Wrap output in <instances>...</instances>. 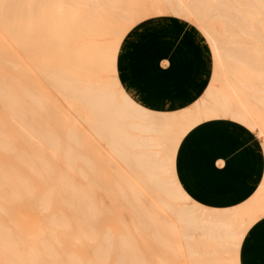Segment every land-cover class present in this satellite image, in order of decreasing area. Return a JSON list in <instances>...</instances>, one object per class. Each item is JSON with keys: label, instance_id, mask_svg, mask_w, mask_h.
I'll return each mask as SVG.
<instances>
[{"label": "bare ground", "instance_id": "obj_1", "mask_svg": "<svg viewBox=\"0 0 264 264\" xmlns=\"http://www.w3.org/2000/svg\"><path fill=\"white\" fill-rule=\"evenodd\" d=\"M41 1L43 2V8L44 9H42V7L41 8L38 7V4ZM116 1L120 2L121 0H29L28 3L31 6V8L28 12L29 17H26V16L25 17H19L18 21L15 18H13L12 19L13 23H11L9 25H6L5 23H0V264H80L84 260L82 255H81V252H80V247L86 244L85 241L96 243L97 250L94 253V257L96 258V260L98 262H101V263L107 262L109 257L111 256V253H113V255H115L114 256L115 261L120 262V263L134 262V261H139L141 259V258L139 259V254L137 252V249L134 248L136 245L133 247V245H134V243H136V241L135 240L133 241V237L131 235L132 229L129 230L130 225H128V223L133 219L130 220V218L127 217V218H129L128 219L129 221L126 224L125 221L127 219L126 220L121 219L122 217L124 218L125 216L120 217V220L124 221L123 227H125V224H126V226L128 225L129 227L127 226L128 229H123V230H126L125 234H123L121 232V234L118 236L119 238H118L117 245H115V243H114V240H113L114 232L111 230L110 226L105 225L104 232L99 237H98V235L96 236V233H94L93 222L100 217L103 208H102V210L100 209V207H99L100 204L97 206V204L99 203V200H98V203L95 202L96 204H94L95 200H93V199L91 200L92 197H90L92 193L90 194L91 191H88L86 189L84 190L83 188L85 186L83 187L80 185H76L74 183H69L68 182L69 174L68 175L66 174L67 171L69 173L72 172L71 170H73V168H74L76 156L79 157L81 159V161H82L83 156H81L80 153H79L80 154L79 155V154H76L74 152H68L67 149L62 150L61 148H59V146H58L59 143L57 144V142H56L57 140H55L52 137V136H54V137L60 136L58 134V131L56 130V128H54V124L58 125V128H59L60 124H59L58 119H61V116L63 117L62 118L63 122H65L69 125V127H67L66 129H63V128L61 129V131L64 133L63 136H71L72 139H73V136H80L81 134L78 131L79 128H76V121L73 120L69 115H63L62 113H58V115L54 114V112H52L53 111L52 109L55 108V107L52 108V106H54V104L52 103L51 106L49 105V103L45 104V101L48 100V98H47L48 96L46 97V94L44 91H42L40 89L41 93H42L41 96L47 100H44L43 98H41L40 95L39 96L35 95L34 92H37L35 89H34L35 91L29 90V89H27V88H29L28 86H26L25 84L22 85L20 83V78L18 76V72H19V69H22L23 75L25 77L30 76V78L32 79V82H33L32 83L33 87L36 88L35 87V85H36L35 84V78L32 77V72H31L30 68L23 65V63L22 64L17 63V57L18 56L13 51V47L16 44L17 49H19L23 55L22 58L29 60V61H32V62H34V64H37V65H38L37 62H39V61L42 62V60H46V59L50 60L49 58H51L53 56L56 59H58V57L60 55H68V56H71L74 59H76L75 56H79V55L81 56L82 54L86 53L84 56L88 57L89 55H87V53H88L87 51L93 52V51H91L92 47L96 48L94 43H93L94 45L91 44L92 45V46H90L91 48L89 47L91 50H89L88 47L86 46L85 47L86 51H85L83 48L84 45L83 46L82 45H80V46L75 45L76 46V47L74 46L75 48L74 47L71 48L70 47L71 45L69 44L70 46L68 45L67 47H63L65 45V41H67V39L69 38L68 36L71 37V35L74 36V34L78 33V31H75V33L73 34V32L71 33V30H73V28L75 26H77L78 23H79V25L82 26V24H80V21H83V20L89 21V19L91 17L88 16L87 13H90L91 15L95 14L103 4H110V3L116 2ZM124 1H126V0H124ZM124 1H122V2H124ZM128 1L129 0H127L126 3H128ZM141 1L139 0V2H137V3L141 4ZM119 2H117V3L119 4ZM130 2H129V4H130ZM153 2L156 6L158 5V3H160L159 0H153ZM133 3H134L133 6L134 5L136 6L135 2H133ZM201 3H203L204 5L209 4L212 6L209 8H204L202 6V8H204V10L206 9L205 10L206 13L207 12H211V13L213 12V14L216 13L217 18L216 17L215 18L218 22L228 24V25H237V26L239 25L240 26V27L238 26L240 28L239 31H237V29L236 30L234 29L233 32L232 31L228 32V30H225V31H223L224 33L222 32V34H221L217 30H215V28L210 29V27L208 25L209 21L208 20L205 21L206 19L204 17L198 18L200 21L205 22L204 24L203 23L201 24L200 22H199V24H197L198 21L196 20L197 21V23H196L197 29L199 30L201 35L205 38L206 42L208 43V46H210L212 58H213L214 64H215V70H214V75H213L214 76L213 79H214L215 83H217V84L222 83L223 85L226 84V81L224 80L226 77H224V79H223V75H224L223 70H226V72L229 71V73H228V74H230L229 76H231V74H233V71H235V76H237L236 73L239 71L238 76L240 75V77L243 76L245 78L246 75L245 76H244V74L241 75V73H243L242 71L246 70L245 72H247V71L253 70V68H254V66H252V63L250 62V58L248 57V55L250 53H253V51L255 50V48L253 49V46L255 44H253L252 42H247V41L243 42L245 44L244 46L249 47L248 51H251L249 54H247V56L243 57V59L239 58V56H237V55L235 56L234 49H236V48H234V49L228 48V45H226L227 46L226 48L231 49V50H229V52H227V54L225 52L226 56H223L222 52L227 51V49L224 48L223 45L229 44L230 46L233 47V45H235V43H236L235 38L238 36L248 37L252 40L253 39H255V40L259 39V44H260V41L262 40V36L264 34V0H209V1L208 0H165L166 5L172 6V4H173L174 6H177L178 11H175L176 7L173 8L174 10L173 9L171 10V11H174L176 16H177V14L181 15L182 13H180V12H185V13L187 12V14H189V15L193 14V12H198L199 8H196L195 5H199ZM1 4H2V0H0V11L2 9ZM121 4H123V3H121ZM217 5L222 6V8L217 6ZM223 6L224 7L227 6V7L224 8ZM108 9H109V7H108ZM44 10L46 13L42 14ZM106 11H108V10H106ZM199 14L200 13H198V15ZM210 16H212V15H210ZM116 17L118 18V16H116ZM191 18H193V15L191 16ZM4 19L5 18L3 16H0V21H2ZM118 19L120 20V18H118ZM193 19H196V17ZM15 21H17V23ZM125 21H127V19ZM43 22H46V23L43 24ZM89 22L87 24H89ZM79 25H78V29H81V26L79 27ZM91 25H90V27H91ZM22 26H24V27L22 28ZM93 26H95V25H93ZM8 28H12L11 32L9 31ZM108 28L109 27H107V29ZM232 28H234V27H232ZM75 29H76V27H75ZM107 29L103 30L104 36H105L104 33L107 31ZM113 29H111V32H110L111 35H114V32L117 31L116 28L114 29L115 31H113ZM85 30H88V27ZM92 30H94V29H92ZM120 30H121V28H120ZM234 31H237V32H234ZM95 32H96V34H94V35H97L98 32L97 31H95ZM91 33L93 34L94 32H91ZM118 33L120 34L121 31L117 32L116 35H118ZM79 34H80V32H79ZM74 37H76V36H74ZM70 41H69V43H70ZM116 43L117 42H114V44H116ZM243 43H242V46H243ZM262 45L263 44H260V45L256 44L255 46L257 48L256 49L257 51L255 50L254 52L255 53L257 52L259 54L264 53V50L262 49ZM28 46H29V48H28ZM102 46L100 45L99 47H102ZM106 46L110 47L111 45L109 44ZM106 46H104V47H106ZM99 47L97 46V49ZM108 47H106V48H108ZM112 47L113 46H111V48ZM116 47H118V46L114 45V48L113 49L108 48V51L112 52V50H113V53L114 52L116 53L117 50L114 51L116 49ZM250 47L252 48L253 51L251 50ZM81 48H83V49H81ZM237 49H238V47H237ZM239 49H242L241 46ZM247 49H245L246 53H247ZM99 50L100 49H98L97 51L99 52ZM102 50H101V52H106L105 50L104 51H102ZM94 51L96 52L95 49H94ZM255 53H253V54H255ZM99 54L101 55V53H99ZM108 54H105V55H108ZM56 56H58V57H56ZM68 56H66V57H68ZM94 56L96 57V54ZM99 56H98V59L101 58V56L100 57ZM102 56L104 57V53L102 54ZM66 57H65V59H62V57H61L58 61H60V62L62 61L61 63H64V64L66 63V65L68 64V66H69V64H71V62L67 63L68 58L66 59ZM95 57H94V59H95ZM111 57L109 55L107 57V59H109ZM236 57H238V58H236ZM79 59H81V57ZM228 59H232V62L231 63L229 62V69L227 67L228 64H226ZM253 59H255V58H253ZM263 59H264V57H263ZM63 60H65V61H63ZM104 60H105V57H104ZM104 60L102 61V63H104ZM77 61H78V59H77ZM95 61H97V60H95ZM114 61H115V58H114ZM251 61H252V59H251ZM47 63L50 64V62H46L45 64H47ZM74 63H76V61H74ZM81 63L82 62H80V64ZM85 63H86V61H85ZM108 63H109V61H108ZM238 63H240V65H237ZM53 64L57 65L56 68H59V70L62 66H64V64H62V65L60 64L61 66L59 65V67H58V64H56V62L52 63V65ZM106 64H107V62H106ZM37 65H34L33 69L36 67H41L43 69L50 70L52 67H54V65L53 66L50 65V66H52L51 68H49L48 66L42 65V64H40V66H37ZM73 65H77L80 67L79 64H73ZM68 66H64V68L68 67ZM82 67L84 68L85 65L83 64L81 66V68ZM90 67H91V63H90ZM99 67H100V63H99ZM101 67H103V66L101 65ZM107 67H106V69H107ZM76 68H75V71L77 70ZM61 69H63V67ZM94 69L97 70L98 68H94ZM101 69L103 70L104 67ZM240 69H242V71ZM55 70L59 71L58 69H55ZM65 70H67V69L65 68L64 71ZM258 70L259 69H257V72L260 74V71L263 69H261L259 71ZM39 71L41 73L44 72L41 70H39ZM75 71H73L72 74ZM81 71H82V69L80 70V72H78V73L76 72L73 75L79 74L76 76H80L82 79V77L84 76L85 73L83 75L80 73H83L85 71H83V72H81ZM113 71L114 70H112V72ZM221 71H223V72H221ZM240 71H241V73H240ZM255 72H254L255 76L253 75L254 77H256V75H257V73L255 74ZM44 74L46 75L47 81H49V83H51L52 87L55 88L58 92L62 93L66 97V99L76 100L75 101V102H77V103H75L76 106H78V107L80 106L81 109L83 110L80 113V118H82L83 120H85L89 124V126H90L89 130H91L93 135L98 137V139H100L101 142H103L104 140L107 141L108 146L107 145L106 146L110 148L109 149L110 153L115 158H117L118 161L123 163V165H125V167H127L126 169H128L129 172H131V173L139 172L142 174L141 177H135V176L134 177H135V179H138V182H140L142 185H143V183L141 181L146 183L147 187H145V185H143L145 189L149 188V187L154 188V190H159L163 196L168 197L167 199H169V202L162 201V198H161V200H160V198H158V197L157 198L159 199V202L160 201L162 202V204L164 205L163 208L165 210L168 209V212L169 211H175L176 212V213H174V217H175L174 219H176L178 217L180 223H184L185 225H190L194 228L196 225H199V223H200V225H202V228L205 230L214 231L216 233H217V231L220 230V232H221V230H222V231H224V233H226V235L229 236V238H233V239L236 238L235 235H237V234L235 233V230H234L235 224L233 223L232 219H231V221H229V219H228L227 221H229V222L226 223L220 219V217L224 218V217H222V215L219 216L218 213L213 214L214 211L211 210L212 214H211V216H208V217H212L215 219L214 220L212 219L213 221H211L210 220L211 218H210L208 221V218H206V216H205L204 218H206L207 220L204 221V218L203 217H202L203 219L201 218V216H202L201 211H204L205 209H201V207L199 208L197 206L198 210H196L195 208H189V207H182V208H178V209L173 207L172 206L173 201H175L178 198L185 199L184 194L182 195V193H180V191H181L179 189L180 187L178 188L179 190H177L176 188L173 187L174 183L172 181H170L172 178H170L169 180L162 178L163 174L165 175V173H168V172H166V168L169 170L168 175H170V173L172 174V172H170V170H172L171 166L172 167L174 166L173 162L175 160H174V158H173L172 162H170V160L172 159L173 156H171L170 153H167L166 155L167 156L170 155L171 159H170V157H167L166 155H164V158L167 157L166 161H165V159L164 160L161 159V161H157V157L159 156L158 153H155L153 151H142L143 149L151 148L152 146L150 144L152 143V141L150 139H143V138L139 139L137 136L131 135L129 133V131L132 130L135 132H139L140 134L141 133H144V134L153 133L154 134V133H162L163 132V135H164V132L167 133L168 130H170L169 133L171 131H173L172 128L176 127L177 124L182 125V127L184 125H185V127L192 125L191 127H189V130H190L193 127V124L199 122L202 118L217 116V115L222 114V113H224V115L226 114L228 116L229 115V114H227L228 111L230 109H232L231 116L240 118V121L243 122V125L248 121L249 124L247 126H250V128L252 127L254 129L256 128L258 135L264 136V112L263 113L261 111L258 112L260 114H259V116H256V118H254L255 119L254 125L251 124L252 123L251 120L250 121L248 120L249 118H247V121H244L246 119V115L243 112V108L245 107V105L244 104H243L244 106H242V105L238 106L235 104L233 105L232 97L230 95H226L225 93H223L222 92L223 89H221V90L220 89L218 90L215 88L213 89L211 86V88L207 89L208 91L205 94L206 96L202 99L200 98V100L197 104H195L193 107H191L187 110L177 112V113H171L170 112L167 114L155 113V112H151L149 110H146V109L142 108L141 106H139L138 104H136L133 100H131V98L123 90L122 91L120 90L121 92L119 95L120 96L119 99L116 98L115 93L109 91L108 89L109 88H115L117 86L116 85L117 83H115V86H113L114 83L111 84L110 85L111 87L106 85V86H102L103 88H96V87L100 86V83H98L99 81H97L95 88L92 89L94 86L90 85L88 82L84 83L83 86L76 85V83H77L76 76L74 77L75 80L74 79L71 80V79H67L66 78L67 76H62V72H61V74L59 73L57 75L56 74H49L48 72L47 73L44 72ZM63 74L66 75L67 72L66 73L64 72ZM72 74L70 72V75H72ZM250 74H248V76L246 77L247 79L250 77L249 76ZM68 75H69V73H68ZM225 75H227V74H225ZM258 76L259 75H257L256 79H258ZM43 77L44 76H42V78ZM237 77H236V79H238ZM240 77H239V79H240ZM262 77H264V75H262L260 77V79ZM233 78H235V77H233ZM77 79H80V78H77ZM227 79L229 81L228 77H227ZM241 79L243 80L242 77H241ZM256 79L253 82L251 81L252 84L250 82L251 85H249V83L246 82L247 80L245 82L248 83L249 88L251 86L256 87L258 84L254 86L253 83L255 84L257 82L258 83L260 82L258 80L256 81ZM23 80H27V78H23ZM242 80H241V82H243ZM249 80H251V79H249ZM261 81L264 82V79H261ZM241 82L239 81L238 85ZM49 83H47V84H49ZM260 83H262V82H260ZM51 85H49V86H51ZM104 85H105V83H104ZM232 85L233 86H231V87H232L233 91H231V93H235L238 96V93H237L238 89L234 86V83H232ZM261 85H263V84H261ZM261 85H259V86H261ZM241 86L243 87L242 83H241ZM241 86H238V87H241ZM226 87L227 88L225 89V86H224L225 90H227L229 87L228 83L226 84ZM262 87H264V86H262ZM244 88H245V86H244ZM244 88H243V90H244ZM249 88H247L248 92H249V90H248ZM36 89H38V88H36ZM230 90L229 91L227 90V91L230 92ZM257 91H256L257 94L261 92L262 95L261 94H260V96L257 95L258 97H257L256 103L259 104V101H260V105L262 104V106L264 107V90H261V91L259 90L260 92L259 91L257 92ZM241 93L242 92H240L239 94H241ZM240 96H242V95H239L238 97H240ZM242 97H244V96H242ZM252 98L253 97L251 96L249 99L252 100ZM244 99L243 100L240 99L241 104H242V102L246 103V99L245 100ZM248 100H247V103H249ZM70 106L73 107L74 103L71 102ZM252 108H253V110H254V108L257 109V105L255 107H252ZM251 114H252V111H251ZM256 115H258V114H256ZM78 116H79V114H78ZM233 117H231V119H233ZM225 119H226V116H225ZM234 121L239 123V121H237V119ZM185 127H183L184 130H185ZM181 128H180V130H181ZM187 129H188V127L186 128L185 131H189ZM180 130H178V131H180ZM250 130H252V129H250ZM176 131H177V128H175V132ZM178 131H177V135H176V133L174 134V139H172L173 142L175 141V135L178 136ZM182 132L183 131L180 132V135ZM166 133H165V136H167ZM185 134H186V132H185ZM171 135L168 134V138ZM19 136H23L24 139H27V141H25V143H26V145L28 144V146H36L39 142V144L37 146L40 145V146L44 147L46 149V152H45L46 154H48L51 157H56V158L58 157V158L63 160V164H65V166L67 168L69 167L68 169L66 168L67 171L63 172L62 174H60L57 177H53V170L50 167L51 162H49L46 158L45 159L42 158L44 153L41 155L40 153L37 152L38 154L41 155L40 160L38 161V159H39V157H38V159H37L38 162H37L36 161V154L35 155H34V153L32 154L33 151L35 152V148L31 153H30V151H31V149H33L31 147L29 148L30 149L29 153H28V151H23V152L18 151ZM38 139H39V141H38ZM170 139H171V137H170ZM33 140H37V141H34L35 143L36 142L37 143L35 144L34 142H32ZM164 140L170 141L169 139H166V138H164ZM158 141H159V138H158ZM163 141L160 140L158 143L163 142ZM155 142H153V143H155ZM164 144H165V142H163V144H161V145H164ZM169 144L170 143L168 142V145ZM172 144L175 145V143H172ZM161 145H160V147H163ZM172 146H170V149L174 150L175 147H172ZM156 147H158V144L156 145ZM160 147H158V148H160ZM132 150H137V151L132 152ZM27 157H29L30 159L27 160ZM162 158H163V155H162ZM167 159L172 164H171V166H166L164 168V166L162 164L164 162L169 163V162H167ZM106 160H108V162L110 160V162L113 163L112 162L113 159L111 160L110 158H108ZM85 161L86 160L83 159L82 164H83V162L85 163ZM162 161H164V162L161 163ZM37 163L39 164L40 167L38 166ZM87 163H88V161H87ZM166 163H164V164L166 165ZM89 164H90V162L88 163V165ZM91 164H92V162H91ZM104 166H105V164H104ZM87 167H86V170H87ZM168 167H170V169ZM114 168H116V167H114ZM74 170H75V168H74ZM93 171H94V169H93ZM78 172L82 177H84L82 174L84 171H82V169H78ZM87 172H90V171H87ZM121 173H122V175H121ZM117 174H119V172ZM119 175L121 177L123 176L124 178H126V180H124L123 178L118 176L121 178V180L123 179L125 182L129 179L128 177L124 176V172H120ZM168 175H166V176H168ZM52 181H55V183H52ZM124 181H122V182H124ZM128 181H127V183H128L127 184L128 185L127 190L125 189L126 188L125 182H124L125 183L124 185H122V183L120 184L121 187L125 186L124 189H122L120 186H118V187H120L122 190H126L129 193V194H124V192H123L124 196H126L128 199L130 197H132V199L130 198L131 200L129 199L128 204H129V208L133 211V213H136L138 211L140 212V210L143 209V208H141L142 203L140 204V202L144 201L145 195L144 196L142 195V197H144L143 199H139V197L141 196L140 195L138 197V199L140 200L139 201L137 199V195L140 193L141 190H138L137 189L138 186L134 185V183L130 184V182H128ZM174 182L176 183V180H174ZM263 184H264V182H263ZM88 186L89 185H87V188H88ZM92 186H97V185H92ZM100 187H101V185H100ZM263 187H264V185H263ZM120 188L118 190H121ZM96 189H98V187ZM114 189L117 190V186ZM149 189H146V190H148L150 192L153 191V190L151 191V189L150 190ZM93 190L95 191V188H93ZM118 190H117V192H118ZM84 191L85 192L88 191L89 193L88 192L85 193ZM126 191H125V193H127ZM100 192L98 195H100ZM115 193H116V191H115ZM94 194L96 196V193H94ZM111 194L114 195L113 192ZM111 194H109V195L111 196ZM118 194L119 193H117L115 195V197L117 196V198H118L122 194V192H121V194H119V195ZM143 194H146V193H143ZM148 194H150V193H148ZM67 197H70V199H67ZM115 197L112 196L110 198L115 199ZM120 197L123 198V195ZM120 197L118 198L119 204H120V201L122 200V199L120 200ZM142 197H140V198H142ZM187 200H188V197H187ZM124 201H126V203H127V200L124 199ZM114 202L116 205L117 200ZM248 202L249 203L251 202V204H254V206H256L257 204H258V206L259 205L261 206V204H262V206H264V191L262 189L261 190L259 189L258 192ZM100 203L102 204L101 201H100ZM111 203H113V201ZM145 203L147 205V202H145ZM149 203H151V201ZM123 204L124 203L122 202V205ZM244 205L246 206L247 204H244ZM244 205H242L240 207L242 208ZM118 206H121V205H118ZM258 206H257V208H258ZM260 206H259V208L262 207V206L261 207ZM143 207H144V204H143ZM145 207H147V206H145ZM165 207H167V208H165ZM124 208H125V206H124ZM127 208H126V210H127ZM237 208L234 210L235 211L238 210ZM247 208H249V207H247ZM251 208H252V205L250 207V210H251ZM21 209H28V210L32 211L39 218V224H38L37 229L28 231L24 227V225L21 222V212H20ZM121 209L122 208H120L119 210H121ZM145 209H147V208H145ZM261 209L264 210V208H261ZM119 210L117 209V212ZM148 210H149V208L147 209V211ZM199 210H200L201 216L199 218H197V217L193 218V214L197 213ZM130 211L129 212L127 211L128 213L126 212L127 215L130 213ZM132 211H131V213H132ZM147 211L145 210L147 215L144 212L143 213H144V216L146 215L145 218L147 217L148 219L144 220L143 219L144 217H142L143 213L141 212L142 215H140L141 217L139 219L142 218L143 220L142 221L140 220L141 222H138L136 220L137 223H135L136 222L135 221L134 222L135 224L132 225L135 230L140 228V227L144 228V225H146L145 224L146 220H147V222H149V220H150L151 221L150 224L152 223L153 226H157L158 223H160V225L165 223L164 221L162 223L160 221L158 222V220H157V222H156L157 225L156 224L154 225L156 219H155V221H153L152 218L154 215L151 216V214H152V213L150 214L151 211H148V213L150 214L149 215L147 213ZM158 211H159V209H158ZM208 211L206 210L205 214L208 215ZM211 212H209V213H211ZM215 212H216V210H215ZM253 212H254V210L252 211V213ZM258 212H260V211H258ZM103 213H105V212H103ZM123 213L126 214L125 211ZM200 213L198 215H200ZM120 214L122 215V213H120ZM171 214H173V212ZM229 214L230 213H228V215ZM233 214L237 215L236 212L233 213V211H232V213L229 216L232 217V216H234ZM243 214H245V215L247 214L248 215L247 217H249V214L247 212L243 213ZM225 215H226V213H225ZM228 215H226V216L228 217ZM101 216L103 217L104 215H101ZM128 216L131 217V214H129ZM149 216L151 217L150 219H149ZM238 216L239 215H237L236 218L239 219L240 217H238ZM138 217H139V215H138ZM163 219H165V217ZM177 219H176V222H177ZM122 221L120 222L121 223L120 225L123 224ZM133 221L131 224H133ZM198 221H200V222L198 223ZM238 221H240V220H238ZM86 222L88 223L87 225H85ZM240 222H242V221H240ZM168 223H169V221H168ZM168 223H165V225H163V226H168L169 225ZM96 224H98L97 221H96ZM166 224H168V225H166ZM148 225H149V223H148ZM242 225H243L244 229L247 228L244 226V224H242ZM170 226H172V224ZM85 227H87V229ZM95 227H97V226H95ZM240 227H239V229H240ZM84 229H86V231H84ZM147 229L150 230V227L148 226ZM159 229H161V226H158L154 229V231L156 230V234L159 232L158 231ZM170 229H172V231L170 232V233H172L171 235H174V233H173L174 228H170ZM170 229H169V231H170ZM182 229H180L181 232H182ZM195 229H198V228H195ZM239 229L237 228L238 231H239ZM165 230H168L167 227H165ZM137 231L139 232V230H137ZM214 232H212V235L214 234ZM220 232H218V233H220ZM188 233H190V231ZM158 234H160V233H158ZM210 234H208V235L212 237V235H210ZM154 235L155 234H153L152 236H154ZM189 235H191V234H189ZM215 235H213L212 240H215V239H213V238H215L214 237ZM142 236L143 235H141V237ZM175 236H176V234H175ZM186 236H188V235H186ZM95 237H98L99 239H97ZM137 237L140 238V236H137ZM154 237H157V235ZM185 237L182 239L185 240ZM238 237H240V235H238ZM158 238H160V235ZM158 238H157V240H158ZM161 238H162L161 241L165 240L163 237H161ZM157 240L155 242H157ZM185 241H187V240H185ZM188 241H189V238H188ZM155 242H153V243H155ZM167 242H168V240H167ZM235 242L236 241L232 240L233 245L235 244ZM163 243L166 244V241H164ZM192 243H194V242H192ZM237 243H238V240H237ZM169 244H171V243L169 242L166 245L170 246ZM189 250H190V248L187 251H189ZM197 255H199V253L196 254V256ZM201 256H202V253H201L200 257ZM197 258H199V256H197ZM196 263L197 262H195V264ZM230 263H232V262H230ZM235 264H237V263H235Z\"/></svg>", "mask_w": 264, "mask_h": 264}, {"label": "rangeland", "instance_id": "obj_2", "mask_svg": "<svg viewBox=\"0 0 264 264\" xmlns=\"http://www.w3.org/2000/svg\"><path fill=\"white\" fill-rule=\"evenodd\" d=\"M122 1H124V0H121L120 2L119 1L112 2L110 4H103L100 7V9L98 10L99 12L97 11L95 14H92L93 16L90 13H87V15L91 17L90 18L91 20L89 19L90 22L88 20H83L84 22L80 21V24H82V26L79 25V23H78V25H79V27L81 26V29H78V25H77V26H75L76 29L74 27L73 30H71V33L73 32V34L75 33V31H78V33L74 34V36H76V37H74L72 35H71V37L68 36L69 38L67 39V41H65V45L63 47H67L69 44L71 45V46L69 45L71 48L74 47L75 45L76 46L77 45L78 46L84 45V47H83L84 50H85L86 46L88 47L89 50H91L90 46H92L91 44L94 43L96 48L92 47L91 51H93V52L87 51L88 52L87 55H89L88 57L84 56L86 53L82 54L81 56L79 55L81 57V59H79L80 58L79 56H75L76 59H74L73 57L68 56V55H60L59 57L56 56V57H58V59H56L53 56V57L49 58L50 60L46 59V60H42V62L39 61L40 63L37 62L38 63V65H37V64H34V62H32V61L23 59L22 58L23 55H22L21 51L19 49H17L16 44H15V46L13 47V51L18 56L17 57V63H20V64L23 63V65L30 68V70L32 72V77L35 78V84H36L35 87L38 89L33 87V84H32L33 82H32V79L30 78V76L25 77L23 75L22 69H19V72H18V76L20 78V83L22 85L25 84L26 86H28L29 88H27V89H29V90H32V91L36 90L39 94L37 92H34L35 95H37V96L40 95L41 98H43L44 100H47L41 96L42 95L41 90L44 91L46 94V97L48 96L47 98L49 100V101L48 100L45 101V104L49 103L50 106L52 105V103L54 104V106H52V108L55 107L52 109L53 110L52 112H54V114L58 115V113H62L63 115H69L73 120L76 121V128H79L78 131L81 134L80 136H73V139L71 138V136H63L64 133L61 131V129L62 128L66 129L67 127H69V125L67 123L63 122V120H62L63 117L60 115L61 119H58L59 124H60L59 128H58V125L54 124V128H56V130L58 131V134L60 136H55V137L52 136V137L55 140H57L56 142H57V144L59 143L58 146L62 150L67 149L68 152H74L76 154L80 153L81 156L84 157V158L82 157V161H83V159L86 160L85 161L86 164L84 162L82 164L81 159L76 156V161L74 163L75 170L73 168V170H71L72 172L69 173L67 171V169L69 167L67 168L65 166V164H63L62 159H60L58 157H57L58 158L57 159L56 157H51L48 154H46L45 153L46 149L44 147H42L40 145L37 146L39 144V142L36 146H28V144L26 145L25 141H27V139H24L23 136H19L18 151L19 152L28 151V153H29V150H30L29 148L31 147V148H33L30 151V153H31L35 148V152L33 151L32 154L33 153H34V155L36 154V161H37L38 157H39V159H38V161H39L41 158V155L44 153L42 158L43 159L46 158L49 162H51L50 167L53 170V177H57L60 174H62L63 172L67 171L66 174L67 175L69 174V179H68L69 183H74L76 185H80L83 187L85 186L83 188L84 190L86 189L88 191H91L90 194L92 193L94 195L93 196L91 194V196H90V197H92L91 200L92 199L95 200L94 204L98 203V200H99V203L97 204V206L100 204L99 205L100 209L102 210V208H103L102 213L105 212L103 214L101 213V215H104L103 217L100 215V217L93 222V226H94L93 231H94V233H96V236L97 235H98V237L101 236V234L104 232L105 225L110 226L111 230L114 232V237H113L114 243H115V245H117L118 238H119L118 236L121 234V232L123 234H125L126 230H123V229H128V227H129L128 225H130L129 230L132 229L131 235L133 237V241L134 240L136 241V243H134L133 247L136 245L134 248L137 249V252L139 254V259L141 258L139 261L120 263V262L115 261V257H114L115 255H113V253H111V256L109 257L107 262H104V263L98 262L96 260V258L94 257V253L97 250L96 243L85 241L86 244L80 247V252H81V255L84 259L83 262H81L80 264H195V262H197L198 264L199 263L200 264H225V263L226 264H233V263L234 264L235 263L242 264V259H245L244 258L245 253H247V255L252 254V256L258 255V256L262 257V254L264 252V230L263 231H257V229L259 228V227L257 228V226L264 222V210L261 209V208H264V206H262V204H261L262 207L259 205L261 207V208H259L258 204L257 205L255 204L256 206H254V204H251V202L249 203L248 201H250V198L259 189L260 190L262 189L264 191V187H263V185H264L263 184V182H264V136L258 135L256 128L254 129L252 127L250 128V126H247L249 124L247 121V118H249L248 120L249 121L251 120L252 121L251 124L254 125V122H255L254 118H256V116H259V114H260L258 112L259 111H261L262 113L264 112V107L262 106V104L260 105V101L258 100L259 104L256 103L257 97L260 96V94H261L260 91L264 90L263 89L264 87H262V86H264V82L261 81V79H264V77H262L260 79V77L262 75H264V64H263L264 63V59H263L264 53L259 54L257 52L256 53L254 52L257 49L255 46L256 44L257 45L263 44L262 49L264 50V43H263L264 42V34L262 36V40L260 41V44H259V39L258 40L257 39L252 40L248 37L238 36L239 38L238 37L235 38L236 43H235V45H233V47L230 46L229 44L223 45L224 48L227 47L226 45H228V48H231V49L236 48V49H234L235 56L237 55V56H239V58L243 59V57L247 56V54H249L251 52V51H248L249 47L244 46L245 44L243 42L247 41V42H252L253 44H255L253 46V49L255 48L254 51L250 47L251 50L253 51V53H255V54L250 53L249 54L250 56L248 55V57L250 58V62L252 63V66H254V68H253V70L247 71V72H245L246 70L242 71V69H240L243 72V73H241V71H240L241 75L242 74H244V76L246 75L245 78L243 76H241L243 78V80L241 79L240 75L238 76L239 71L236 73V75L238 76L237 77V76H235V71H233V74H231V76H229L230 75V74H228L229 71L226 72V70H223L224 71L223 79H224V77H226L224 80L226 81V84L227 83L229 84V87L227 90L229 91L231 89L230 92H228L227 90H225L227 88L226 84L225 85H223L222 83L217 84V83H215V81L213 79L214 78L213 75H214V70H215V64H214V60H213L212 55H211L210 46H208V43L206 42L205 38L199 32L196 25L199 24V22L201 24L202 23L204 24L205 22L200 21L198 19L200 17L201 18L204 17L206 19L205 21H207V20L209 21L208 25H209L210 29L215 28V30H217L221 34L225 30H228V32H230V31L233 32L234 29L235 30L237 29V31H239V29H240L239 25H238L239 26L238 27L237 25H228V24L218 22L216 20V18H217L216 13H214L215 14L214 15L213 12L212 13L211 12L206 13V11H205L206 9L204 10V8L212 7L209 4L204 5L203 3H201L199 5H195L196 8H199V11L193 12V14H191V15L187 14V12L186 13L180 12L182 14L181 15L177 14V16H176L174 11H171V10L176 7L175 11H178L177 6H174L173 4H172L173 7L171 5H166L165 0H159L160 3H158L157 6L154 4L153 0H144V1L140 0L141 1V4L139 3L140 5L137 3V2H139V0H137V1L136 0H132V1L129 0L128 3H126L127 0L124 2H122ZM28 2H29V0H2V4H1L2 9L0 11V16H3L5 19L0 21V23H5L6 25H9V24L13 23V21H12L13 18H15L18 21L19 17H25V16L29 17L28 12H29L31 6ZM117 2H119V4ZM129 2H130V4H129ZM133 2H135L136 6L135 5L133 6V4H134ZM121 3H123V4H121ZM107 6L109 7V9ZM202 6L204 8H202ZM217 6L222 8V6H220V5H217ZM38 7L39 8L42 7V9H44L42 1L38 4ZM226 7H224V8H226ZM106 10H108V11H106ZM45 13L46 12L44 10L42 14H45ZM198 13H200V14L198 15ZM192 15H193V18L196 17V19L191 18ZM210 15H212V16H210ZM116 16H118V18H120V20ZM126 19H127V21H125ZM196 20L198 21V23ZM17 21H15V22L17 23ZM164 21H170V22L168 24H161V22H164ZM193 21L194 22L196 21V22L194 23ZM88 22H89V24H87ZM44 23H46V22H43V24ZM147 23H149L151 26H155V25H158V26L154 27V28H149V29L144 28V29L140 30V32L159 33L160 35L164 36V40H162L161 42L163 44H166L168 47H171V51H170L169 55L164 56L166 61H164L163 63L165 65L160 66V67H156V68L150 70L148 67V64H149L148 57L145 55H139L138 53H135L132 50V53L129 56H125L124 59L122 60V66L123 67L121 68V72L119 73V76L121 77L122 82L125 85H127L125 76H127V74L129 75L131 73L135 77V79L138 83L136 86V89L138 90V92H137V90H135L136 91L135 93L138 94L140 99L145 101V103H147L148 105H150L152 107H156V109H159V110H153L150 108H146L144 105L140 104L135 98H133L129 94V92L123 86V84L120 81V78L118 76L119 58L122 54H124L127 51L126 46L124 44L126 37L128 36L130 31L135 32V30L138 28V26L143 25V24H147ZM90 25H91V27H90ZM93 25H95V26H93ZM23 27L24 26H22V28ZM87 27H88V30H85ZM107 27H109L110 29L109 28L107 29ZM114 27L117 29V31L114 32V35H111V33H110L111 29H113ZM232 27H234V28H232ZM120 28H121V30H120ZM8 29L11 32L12 28H8ZM92 29H94V30H92ZM105 29H107V31L104 33L105 34V36H104L103 30H105ZM114 29H113V31H115ZM89 30L90 31L92 30L91 32H94V33L92 34ZM168 30L173 31V33L167 32ZM95 31L98 32L97 35H94V34H96ZM120 31H121V33L120 34L118 33L119 36L116 35V33L120 32ZM237 31H234V32H237ZM79 32H80V34H79ZM69 41H70V43H69ZM114 42H117L116 43L117 45L114 44ZM241 42L243 43V46H242ZM109 44L113 47L111 48V46L110 47L106 46ZM151 44H154L157 46L158 41L149 42L148 43L149 48L151 47ZM169 44H170V46H169ZM100 45L101 46L103 45V46L99 47ZM114 45L118 46L114 50V51L117 50L116 53L115 52L113 53V50H112V52H109L108 48L113 49ZM97 46L99 47L98 49H100L99 52L97 51L98 50ZM104 46H106L108 48H106ZM240 46L242 49H239ZM145 47L146 46H143V45L140 46L141 49H143ZM237 47H238V49H237ZM243 47L244 48L246 47L245 49L248 48L247 53ZM28 48H29V46H28ZM83 48H81V49H83ZM228 48H226L227 51L222 52L223 56H226L227 52H229V50H231ZM94 49L96 50V52L94 51ZM101 50L102 51L105 50L106 52H101ZM225 52H226V54H225ZM99 53H101V55ZM103 53H104L105 60H104V57L102 56ZM95 54H96V57L94 56ZM98 54L101 56V58H99L100 60L98 59V56H99ZM105 54H108V55H105ZM109 55H110V57L111 56L112 57L107 59V57ZM66 56H68V57H66ZM61 57H62V59H65V57H66V59L68 58L67 59L68 62L67 61L66 62L67 63L71 62V64H69V66H68V64L66 65V63L65 64L61 63L62 61L61 62L58 61ZM94 57H95V59H94ZM114 58H115V61H114ZM236 58H238V57H236ZM253 58H255L256 60ZM77 59H78V61H77ZM251 59H252V61H251ZM95 60H97V61H95ZM103 60H104V63H102ZM63 61H65V60H63ZM74 61H76V63H74ZM85 61H86V63H85ZM108 61H109V63H108ZM46 62H50V64L49 63L45 64ZM54 62H56V64H58V67L60 64L61 65L64 64V66H68V67H65L67 70L64 71V69H65L64 66H62L63 69H61L62 68L61 67L59 70V68H56L57 65H55V64H53L55 68L52 67L53 66L52 63H54ZM80 62H82V63L80 64ZM106 62H107V64H106ZM229 62L231 63L232 59L227 60L226 64H228V66H227L228 69H229ZM90 63H91V67H90ZM99 63H100V67H99ZM40 64L48 66L49 68H51V67L52 68L50 70H46V69H43L41 67H36L33 69L34 65L40 66ZM73 64H79L80 67L77 65H73ZM83 64L86 67V68L84 67L85 69L83 67L81 68V66ZM50 65H52V66H50ZM101 65L104 67L103 70L101 69V68H103V67H101ZM237 65H240V63H238ZM106 67H107V69H106ZM75 68L77 69L76 71H75ZM94 68H98V69L96 70ZM55 69H58L59 71H57ZM81 69H82L81 72L85 71L83 73H80L82 75L85 73L84 76L82 77V79L80 76H76L79 74L73 75L78 70H79L78 72H80ZM257 69H259V70L263 69V70H261L260 74H259L257 72ZM39 70L44 71L45 73L48 72L49 74H56V75L59 73L61 74V72H62V76H67L66 78L71 79V80H73V79L75 80L74 77L76 76V80H77L76 85L83 86L84 83L88 82L90 85L94 86V87L92 86L93 87L92 89L95 88L97 81H99L98 83H100V86H98L96 88H103L102 86H106V85L110 86L113 83H114L113 86H115V83H117L116 84L117 86L115 88H109L108 89L109 91L115 93L116 98L119 99L120 92L123 90L124 92H126L128 94V96L135 103L139 104L140 106H142L143 108H145L149 111L157 112V113L158 112H167V113L175 112V111H179L183 108H186V107L192 105L194 101H196L200 98H204L206 96L205 94L208 91L207 89L211 88V86L213 89L214 88L218 89V90L223 89L222 90L223 93H225L226 95H230L232 97L233 105L234 104L238 105V106H240V105L244 106L245 105V107L243 108V112L246 115V119L244 121H247V122L246 123L244 122L245 123L244 125H243V122L240 121V118L231 116L232 109H230L227 113V114H229L228 116L226 114L224 115V113L221 112L222 114H219L217 116L202 118L199 122L193 124V127L190 130H189V127H191L192 125H189L186 127L184 125L183 127H185V130L188 127L187 130H189V131H185L183 129L182 125L177 124L176 127L172 128L173 131L170 132L172 135L169 133L170 130H168L167 133L164 132V135H163V132L162 133H154V134L153 133H151V134L141 133L140 134L139 132H135L132 130L129 131V133L131 135L137 136L139 139H142V138L143 139H150L152 141V143L150 142L151 143L150 145L153 148L151 147L148 149H143L142 151H153L155 153H158L159 156L157 157V161H161V159L162 160L165 159V161H166L167 157H170V155L173 156L172 159L170 157V159H171L170 162L173 161V158L175 160L173 162L174 163L173 167L171 166L172 163H170L168 161V159H167V162H169V163H166L164 161L161 162V163H163V162L166 163V165L164 163L162 164L164 166V168L166 166H171V169H172V170H170V172H172V174L170 173V175H168L169 170L166 168V172H168V173H165V175L163 174L162 178L168 179V180L170 178H172L170 181H172L174 183L173 187L176 188L177 190L180 189L182 191V192L180 191V193H182V195L184 194L185 199H181V198L176 199L175 201L172 202V206L177 208V209L182 208V207L195 208L196 210H198L197 209L198 207L199 208L201 207V209H205L204 211H201L202 216H201V213L199 210L197 213L193 214V218H196V217L199 218L200 216H201V218L202 217L204 218L206 216V218H208V221L210 218H211L210 220L213 221L215 218L208 217V216H211V214H212L211 210H212V211H214L213 214L218 213L219 216L222 215V217H224V218L220 217V219L226 223L231 221V219H232L233 223L235 224L234 230H235V233L237 234V235H235L236 238H234V239L229 238V236L226 235V233H224V231H222V230H221L222 233L220 232V230L217 231V233L214 231L205 230L202 228V225H200V223H199L200 221H198L200 226L199 225L195 226V228H198V229H195L194 227H192L190 225H185L184 223H180L179 218L177 216L176 217L178 219L176 218L177 219V222H176V219H174L175 218L174 213H176V212L175 211H169L168 212V209L165 210L163 208L164 205L162 204L161 201H160L161 202L160 203L159 199H158V198H160V200H161V198H162V201L169 202V199H167L168 197L163 196L159 190H154V188L149 187L151 189V191L153 190L152 192L146 190V189H149V188H146V189L144 188L143 185H145V187H147L146 183H144L143 181L140 180L143 183V185H142L140 182H138V179H135V177H141L142 174L139 172H133V173L129 172L128 169H126L127 167H125V165H123V163L118 161V159L115 158L110 153V151H109L110 148L107 147L108 146L107 141L104 140L103 142H101V140L98 139V137L94 136L92 131L89 130V128H90L89 124L85 120L80 118V113L83 110L81 109L80 106L79 107L76 106V104H75V103H77V102H75L76 100L66 99V97L62 93L58 92L55 88L52 87L51 83H49V81H47V78H46V75L44 74V72L41 73ZM112 70H114V71L112 72ZM63 71L65 73L67 72V74L66 75L63 74L64 73ZM73 71H75V72L72 74ZM223 71H221V72H223ZM70 72L72 75H70ZM254 72H255V74L257 73V75H259L258 79H256L257 75H256V77H254L255 76ZM68 73H69V75H68ZM247 73L248 74L251 73L249 75L250 77L248 79L246 78L248 76ZM225 74H227V75H225ZM42 76H44L43 77L44 79L42 78ZM227 77L229 78V81H228ZM233 77H235V78H233ZM236 77L238 79L240 77V79L238 80V79H236ZM23 78H27V80H23ZM77 78H80V79H77ZM249 79H251V80H249ZM255 79H256V81L258 80L262 83H260V82L259 83L257 82L255 84L253 83L254 86L257 84L258 85L256 87L251 86L250 87L251 89H250L248 86V83H249V85H251L252 82L255 81ZM241 80L243 82H241ZM239 81L242 83L243 87L241 86V83L238 85ZM245 81L248 83H246ZM231 82L234 83V86L238 89L237 90L238 96L242 95L244 97H242V96L238 97L237 94L231 93V91H233V89L231 87L233 85ZM250 82H251V84H250ZM47 83H49V84H47ZM104 83H105V85H104ZM199 83H200V85H198ZM194 84H197L200 87V92H199L200 94H198L197 98L195 100H193L188 106H185V107L180 108L178 110H174L173 108L178 107L179 105L185 103L186 100L185 101H183V100L180 101V100L184 99L186 96H188L191 93V89L193 88ZM261 84H263V85H261ZM49 85H51V86H49ZM259 85H261V86H259ZM224 86H225V89H224ZM238 86H241V87H238ZM244 86H245V88H244ZM243 88H244V90H243ZM247 88H249L248 89L249 92L247 91ZM257 90L258 91L260 90L259 91L260 93L257 94L256 93ZM240 92H242L243 94L242 93L239 94ZM186 94H188V95H186ZM251 96L253 97L252 100L249 99ZM244 98L246 99V103L242 102V104H241L240 99L243 100ZM247 100L249 101L250 104L247 103ZM71 102L74 103L73 107L70 106ZM256 105H257V109L254 108V110H253L252 107H255ZM251 111H252V114H251ZM78 114H79V116H78ZM256 114H258V115H256ZM225 116H226V119H225ZM231 117H233V119H231ZM236 119H237V121H239V123L234 121ZM219 122L225 123L228 126V132H230V133H228L225 130H220L217 133L218 136H188L191 131L197 132V130L199 128L205 126L206 124H214V123H219ZM175 128H177V131L180 130V128H181V130L178 131V136H176L177 131L175 132ZM250 129H252V130H250ZM181 131H183V132L180 135ZM184 131L186 132V134ZM165 133L167 134V136H165ZM175 133H176L175 141L173 142L172 139H174ZM168 134L171 135L170 136L171 139H170V137L168 138ZM158 138H159V141L160 140L163 141L164 138L169 139L170 141L164 140L163 142H165V144L161 145V144H163V142L158 143L159 142ZM34 141H37V140H33L32 142H34ZM38 141H39V139H38ZM153 142H155V143H153ZM168 142L170 143L169 145H168ZM172 143H175V145H173ZM157 144H158V147H160V145L163 147L158 148V147H156ZM182 144L185 146H188V147L191 146L192 149H196L201 153H205V155H207L209 157L210 156H219L220 158H222V165L221 166L218 167L217 165L212 163L210 169L207 171L201 170L198 168H194V167H190V166H184V165L179 166L178 172L180 174V177L183 178V181H184L183 184L186 186V189L189 191L191 196L183 188L179 178L177 177V173H176L177 151L181 147ZM170 146L175 147V149L171 150ZM135 151H137V150H132V152H135ZM37 152L40 153L41 155L38 154ZM167 153H170V155L167 156L166 155ZM162 155H163V158H162ZM164 155H166L167 157L164 158ZM108 158H110L111 160L113 159L112 160L113 163H111L110 160L108 162V160H106ZM28 159H30V158L27 157V160ZM87 161H88V163L90 162L89 165H88ZM91 162H92V164H91ZM192 162L195 163L196 165H199V166H202L205 164V162H203L199 159H193ZM104 164H105V166H104ZM38 166H39V164H38ZM86 167H87V170H86ZM114 167H116V168H114ZM168 168L170 169V167H168ZM262 168H263V170H262ZM78 169H82V171H84L82 173L84 177H82L79 174ZM93 169H94V171H93ZM261 170H262V174H261L257 184L253 188H251L249 191H247L244 194V196H242V199L239 202H235L234 204H231L232 202H227V204H229V205H226V206H222L218 203L219 201L220 202L221 201H228L232 198H235L237 195H239L241 189L243 187H245V185H247L249 182L253 181L255 178H257L260 175ZM87 171H90V172H87ZM118 172H119V174H120V172H124V176L128 177L130 179V180L128 179L129 181L128 180L127 181L130 182V184L134 183V185L138 186L137 189L141 190L140 193L137 195V199L140 195H141L140 197H142V195L143 196L145 195L144 196L145 198L139 197V199L144 198V201L140 202V204L142 203L141 208H143V209H141L140 212L139 211L136 212L137 214L133 213V211L129 208L128 202H129L130 198L132 199V197H130L128 199L126 196H124V194H129L126 191L128 183H127V181L126 182L124 181V180H126V178H124L123 176L121 177L119 174H117ZM121 175H122V173H121ZM166 175H168V176H166ZM118 176H120L124 180L123 179L121 180V178ZM174 180H176V183L174 182ZM122 181H124L126 183V188H125V186H123V187L120 186L121 183H122V185L125 184ZM52 183H55V181H52ZM87 185H89L90 187L88 186V188H87ZM92 185H97V186H92ZM100 185H101V187H100ZM116 186H117V190L120 187L122 189L125 188L126 190H122L120 188L121 190H118V192H117V190L114 189ZM118 186H120V187H118ZM97 187H98V189H96ZM93 188H95V191L93 190ZM115 191H116V193H115ZM125 191L127 193H125ZM87 192H85V193H87ZM99 192H100V195H98ZM112 192L114 193V195L111 194ZM121 192H122V194H121ZM123 192H124V194H123ZM94 193H96V196ZM117 193L121 194L120 196L123 195V198L119 196L120 200L122 199L120 201V204L118 202L119 197L118 198H117V196L115 197V195ZM143 193H146V194H143ZM148 193H150V194H148ZM109 194H111V196ZM112 196H114L115 199L114 198L111 199L110 197H112ZM187 197H188V200H187ZM67 199H70V197H67ZM124 199L127 200V203H126V201H124ZM116 200H117V204L115 205L114 201H116ZM100 201L102 202V204L100 203ZM112 201H113V203H111ZM148 201L149 202L151 201V203H149ZM122 202L124 203L123 205L125 206V208L122 205ZM145 202H147V205ZM143 204H144V207L147 206L145 208H147V209L149 208L148 211H151L150 212V214L152 213L151 216L154 215L152 218L153 221H155V219H156L154 225L155 224L157 225V223H156L157 220H158V222L160 221L162 223H163V221L165 223H168V221H169V223H168L169 225L166 224L168 226H163V225H165V223H163L162 225H160V223H158L157 226H153L152 223H151L152 225L150 224V222H151L150 220H149V222H147V220H146V223H145L146 225H144V228L140 227V228L135 230L132 225L137 223V221L141 222L143 219L144 220L148 219L147 217L145 218V216L147 215L145 210L147 211V209H145L143 207ZM244 204H247V205L245 206ZM118 205H121V206H118ZM242 205H244L245 207L243 206L241 208L240 206H242ZM251 205H252V208L253 207L254 208L253 209L251 208V210H250ZM214 206H221V207H214ZM257 206H258V208H257ZM247 207H249V208H247ZM120 208H122V209L119 210ZM126 208H127V210H126ZM165 208H167V207H165ZM236 208L238 210L235 211L234 209H236ZM117 209L119 210L118 211L119 213L117 212ZM158 209H159V211H158ZM123 210L125 211V213L127 211L129 212L131 210L132 213H131V211L129 213V214H131V217L128 216L129 214L127 215L128 212L126 214H124ZM206 210L207 211L209 210L208 215L205 214ZM215 210H216V212H215ZM231 210L233 211V213L236 212V214L239 215L238 217H240L241 219L236 218L237 215H234V214H233L234 216L231 215L232 217H230L229 215L232 213ZM253 210H254V212L252 213ZM148 211H147V213H148ZM258 211H260V212H258ZM20 212H21V222L24 225V227L28 231L37 229L38 224H39V218L32 211H30L28 209H21ZM141 212L142 213L144 212L146 215L144 216V213L142 215ZM170 212L171 213L173 212V214H171ZM209 212H211V213H209ZM246 212L249 214V217H247L248 216L247 214L246 215L243 214ZM120 213H122V215ZM199 213H200V215H198ZM225 213H226V215H228V213H230V214L227 217L225 215ZM138 215H139V217H138ZM140 215H142V217H144V218L139 219L141 217ZM122 216H125L126 218L125 217L123 218ZM120 217H122L121 219H124V220L127 219L125 221L126 224L129 221L128 220L129 218H130V220L133 219L134 221L131 220L127 225L128 227L126 226V224H125V227H123L124 221L120 220ZM127 217H129V218H127ZM164 217H165V219H163ZM150 218L151 217L149 216V219ZM206 218H204V221L207 220ZM228 219H229V221H227ZM238 220H240L242 222H240ZM96 221L98 224H96ZM121 221L123 222L122 225H120ZM132 221H133V224H131ZM148 223H149V225H148ZM87 224L88 223L86 222L85 225H87ZM171 224H172V226H170ZM242 224H244V226L247 228L244 229ZM95 226H97V227H95ZM148 226L150 227V230L147 229ZM158 226H161V229L158 230L159 231L158 233H160V234H158V233L156 234V230L154 231V229ZM165 227H167L168 230H165ZM239 227H240V229H239ZM85 228L87 229V227H85ZM170 228H174V230H173L174 235H171L172 233H170V232L172 231V229H170ZM237 228L239 229L240 232L237 230ZM86 229H84V231H86ZM169 229H170V231H169ZM180 229H182V232ZM137 230H139V232ZM189 231H190V233H188ZM212 232H214L213 235L216 234L214 236L215 238H213L215 240H212V237H213ZM218 232H220L221 234ZM247 232L251 235H257V237L254 238L250 242V241H248V238L245 239V237L248 236ZM152 233L155 234L154 236L157 235V237L152 236L153 235ZM175 234H176V236H175ZM185 234L188 236H186ZM189 234H191V235H189ZM208 234L212 235V237L209 236ZM141 235H143V236L141 237ZM159 235H160V238H158ZM238 235H240V237H238ZM137 236H140V238ZM98 237H95V238L99 239ZM161 237H163L165 239V240L164 239L163 240L166 241V244H168L170 242L171 243V244H169L170 246L164 244L163 243L164 241H161L162 240ZM184 237H185V240H187V241L182 239ZM187 237L189 238V241H188ZM157 238H158V240H157ZM156 240H157V242H155ZM167 240H168V242H167ZM232 240L236 241L234 245L232 244ZM237 240H238V243H237ZM153 242H155V243H153ZM192 242H194V243H192ZM189 248H190V250L187 251ZM198 253H199V255H197V256H199V258H197V256H196V254H198ZM201 253H202V256L200 257ZM154 257L155 258L157 257V258L155 259ZM230 262H232V263H230ZM263 264H264V262H263Z\"/></svg>", "mask_w": 264, "mask_h": 264}, {"label": "crops", "instance_id": "obj_3", "mask_svg": "<svg viewBox=\"0 0 264 264\" xmlns=\"http://www.w3.org/2000/svg\"><path fill=\"white\" fill-rule=\"evenodd\" d=\"M169 22L170 21H164V22H161V24H168ZM157 26L158 25L151 26L149 23H147V24H143V25L138 26V28L135 30V32H132V31L129 32L128 36L126 37V39L124 41V44L126 46L127 51L120 56L119 61H118V76H119V73L121 72V68L123 67L122 66V60L124 59L125 56H129L132 53V50L135 53H138L139 55H145L148 57V59H149L148 60L149 61L148 67L150 70L154 69L156 67H160V66L165 65L163 63L164 61H166L164 56L169 55V53L171 51V47H168L166 44H163L161 42L162 40H164V36L160 35L159 33L140 32V30H142L144 28L149 29V28H154ZM167 32L173 33V31H171V30H168ZM151 41H158V45L156 46L154 44H151V47L149 48L148 43ZM141 45L146 46V47L141 49L140 48ZM169 46H170V44H169ZM119 78H120V81L122 82V79L120 76H119ZM125 78H126L127 85H125L123 82H122V84L133 98H135L140 104L144 105L146 108H150L153 110H159V109H156V107H152V106L148 105L147 103H145V101L140 99L139 95L135 93L136 92L135 90H137L136 86L138 83H137L135 77L131 73L129 75L127 74V76H125ZM198 85H200V83ZM198 85L194 84L193 88L191 89V93L189 95L186 94L188 96H186L184 99L180 100V101L186 100L185 103H183V104H181L178 107H175L173 109L178 110L180 108L188 106L193 100H195L197 98L198 94H200L199 93L200 87ZM137 92H138V90H137ZM199 100L200 99L194 101L193 104L190 105L189 107H186V108H183L182 110L171 112V113H177V112L187 110V109L193 107L195 104H197L199 102ZM155 113H157V112H155ZM158 113L167 114V112H158ZM220 130H225L228 132V126L223 122L214 123V124H206L205 126L199 128L197 130V132L191 131L189 133V135L188 134L187 135L188 136H218L217 133ZM228 133H230V132H228ZM193 159H199V160L205 162V164L202 166L196 165L195 163L192 162ZM212 163L219 167L222 165V158H220L219 156H210L209 157V156L205 155V153H201L196 149H192L191 146L188 147V146H185L183 144L181 145V147L177 151L176 173H177V177L179 178L183 188L188 193H189V191L186 189V186L183 184L184 183L183 178L180 177V174L178 172L179 166L180 165L190 166V167H194V168H198V169L207 171L210 169ZM262 170H263V168H262ZM262 170L260 172V175L257 178H255L253 181L249 182L247 185H245V187H243L241 189L239 195H237L235 198H232L228 201H221V202L219 201L218 203L222 206H226V205H229V204H227V202H232L231 204H234L235 202H239L242 199V196H244V194L247 191H249L251 188H253L257 184V182H258V180L262 174ZM257 192H255L254 195ZM189 195L191 196L190 193H189ZM214 207H221V206H214ZM257 228H258L257 231H263L264 230V222L259 224L257 226ZM247 235L248 236L245 237V239L248 238V241H250V242L254 238L257 237V235H251L248 232H247ZM244 258L245 259H242V264H263L264 252L262 254V257H260L258 255L252 256V254L247 255V253H245Z\"/></svg>", "mask_w": 264, "mask_h": 264}]
</instances>
